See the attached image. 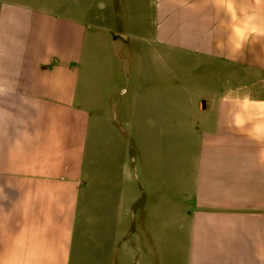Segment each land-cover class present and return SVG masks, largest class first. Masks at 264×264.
I'll return each instance as SVG.
<instances>
[{
    "label": "crops",
    "instance_id": "1",
    "mask_svg": "<svg viewBox=\"0 0 264 264\" xmlns=\"http://www.w3.org/2000/svg\"><path fill=\"white\" fill-rule=\"evenodd\" d=\"M229 20L217 0H0V264H264V141L221 101H264V37L233 50Z\"/></svg>",
    "mask_w": 264,
    "mask_h": 264
},
{
    "label": "clouds",
    "instance_id": "2",
    "mask_svg": "<svg viewBox=\"0 0 264 264\" xmlns=\"http://www.w3.org/2000/svg\"><path fill=\"white\" fill-rule=\"evenodd\" d=\"M229 15L227 25L229 35L228 43L233 50H241L253 37H264V21L257 22L251 15L234 12V0H217ZM257 4H264V0H255ZM98 7L103 8L100 4ZM2 91V89H0ZM224 103L235 105L232 112V124L237 128H247L248 135L257 141H264V101L254 100L250 93H226L221 97ZM250 106L258 109L255 114H249Z\"/></svg>",
    "mask_w": 264,
    "mask_h": 264
},
{
    "label": "rangeland",
    "instance_id": "3",
    "mask_svg": "<svg viewBox=\"0 0 264 264\" xmlns=\"http://www.w3.org/2000/svg\"><path fill=\"white\" fill-rule=\"evenodd\" d=\"M139 20H137L136 18H132V17H129V18H121V19H108L105 21V24L108 25V26H118L120 28H124V27H134L136 28L137 25L136 23L138 22ZM91 42V41H90ZM122 49V48H121ZM87 53L88 55L91 56V50H90V44L89 42L87 43ZM91 66H87L84 68V73L86 74L87 72L89 71H93L95 70L94 69V58L91 59ZM123 65L124 63H122L120 61V69L118 70V78L120 80V82L122 83V75H123ZM125 66V65H124ZM174 73V68H172L171 70H167V74L170 75V74H173ZM93 74V73H91ZM94 75V74H93ZM166 145H165V156L167 157V168H168V174H173V169H171L173 167V164H174V149H175V133H174V129L173 127L172 128H168L167 130V133H166ZM170 180V190H168V206H165L166 207V217H167V221L168 222H171V225H168V233L169 235L171 234L170 231L173 232V225H174V219L176 218V206H174V194H173V189H174V179L173 177L169 178ZM169 186V184H168ZM172 192V193H171ZM171 193V194H170Z\"/></svg>",
    "mask_w": 264,
    "mask_h": 264
}]
</instances>
